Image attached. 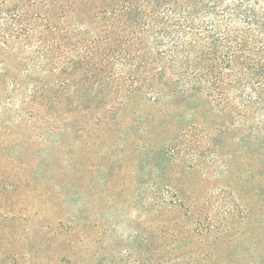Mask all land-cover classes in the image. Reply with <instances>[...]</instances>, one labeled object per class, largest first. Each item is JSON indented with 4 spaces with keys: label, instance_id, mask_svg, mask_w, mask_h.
<instances>
[{
    "label": "rangeland",
    "instance_id": "obj_1",
    "mask_svg": "<svg viewBox=\"0 0 264 264\" xmlns=\"http://www.w3.org/2000/svg\"><path fill=\"white\" fill-rule=\"evenodd\" d=\"M72 1L0 0V264H264V0Z\"/></svg>",
    "mask_w": 264,
    "mask_h": 264
},
{
    "label": "trees",
    "instance_id": "obj_2",
    "mask_svg": "<svg viewBox=\"0 0 264 264\" xmlns=\"http://www.w3.org/2000/svg\"><path fill=\"white\" fill-rule=\"evenodd\" d=\"M65 1H67V0H65ZM144 1L146 2L147 5H149V2L159 3V0H144ZM71 4H74L73 7H71L70 8V11H69L71 15H74L75 13H77L79 11H86L87 10V2L85 0H73L71 2ZM49 8H50L49 9V13L50 14L48 15V18L50 19V21H53V17H52L53 14H52V12L55 11V10H57V8H56V5L55 4L54 5H51ZM151 9H152L151 12L153 13V15H155L156 14L155 13V11H156L155 10L156 9V5L154 7H152ZM107 13L106 12L104 14L102 13L101 18H100V22L99 21L98 22L97 21L95 22V21H93L94 19L89 18L88 19V23H89L88 27H90V29L94 28V30L96 32H99L102 29V32L109 33L108 32L109 30L107 29V28H109V25H112L113 26L116 23H122V22H125L126 25L129 24V23H131V22H129V20L123 19V17H121L122 15H120V16L118 15L117 16V15H114L113 14V16L110 17V20H109V18L107 17ZM111 20H115V21H111ZM109 21H111V24H109ZM125 23H123V24H125ZM132 24H136V22H133ZM92 32L93 31H91L89 34L92 35ZM176 48H178V45H176ZM225 60H226L225 61L226 62V65L229 66V63L231 62V60L229 58H226Z\"/></svg>",
    "mask_w": 264,
    "mask_h": 264
}]
</instances>
